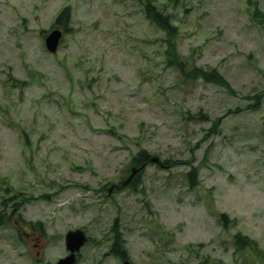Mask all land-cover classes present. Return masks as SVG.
<instances>
[{
    "label": "rangeland",
    "instance_id": "1",
    "mask_svg": "<svg viewBox=\"0 0 264 264\" xmlns=\"http://www.w3.org/2000/svg\"><path fill=\"white\" fill-rule=\"evenodd\" d=\"M150 1L175 18L188 67L227 85L170 68L140 0H0V202L18 193L0 264L53 263L76 228L90 237L78 264H122L114 218L134 264H264L233 238L264 249V0ZM65 5L73 29L50 53ZM140 149L167 163L147 164L135 191L121 182Z\"/></svg>",
    "mask_w": 264,
    "mask_h": 264
},
{
    "label": "trees",
    "instance_id": "2",
    "mask_svg": "<svg viewBox=\"0 0 264 264\" xmlns=\"http://www.w3.org/2000/svg\"><path fill=\"white\" fill-rule=\"evenodd\" d=\"M140 4L144 17L149 21L151 25H153L159 32L163 34V38H162V43H163L162 45H164L163 56L165 63L170 68L171 66L179 68L181 74H183L186 79L200 78L205 82H213V83H220L227 85L226 81L224 80V77L216 68L204 69L202 67H197L195 65L188 67L189 62L187 60V57L181 56L178 52V40L180 35L179 26L175 22L176 20L173 17V15L166 11L164 5H159L155 1H150V0H145L144 2L140 0ZM71 22H72L71 7L69 5H65L60 9V11L55 16L52 27H54V25H57L62 29L63 34L65 35L70 31H72L73 29L71 27ZM46 32L47 31L45 29H40L39 31V33L42 36H44ZM252 98L256 100L255 104H259L260 94H255L252 96ZM198 114L200 119L206 118V116L203 115L202 113H198ZM217 126H218V122L216 120V122L213 124V130H216ZM151 156L152 155L147 150L140 149L135 155H133L132 163L136 167H139L143 164L146 166L147 164L152 163L150 161ZM160 163L164 167L166 166L165 163H167V161L166 160L160 161ZM143 169L144 168L140 169L130 181V186L135 191L139 190V188L142 185L141 175ZM196 177H197V170L195 166L190 165V169L186 174L189 187H194L195 185H197ZM9 189L10 188L7 187L5 189V193H8ZM15 197L16 198L18 197L17 192H15L11 196L2 197V200L0 202V226L4 225L6 223L5 219L11 215V213L10 214L8 213L9 208L16 207L18 205V203L15 201ZM219 220L224 227H227L229 224L233 222V220H231L226 213H220ZM117 222L118 219L114 218L113 223L110 227L112 237H111V243L109 245L108 253L112 254L120 261L128 259L131 262V264H134L130 260L129 251L125 245L126 239L124 238L121 230L119 229ZM30 225L32 229L38 230L40 233L43 234L45 233V228L40 224V222L38 223L30 222ZM233 238L236 249L249 248L252 252H255L256 254L259 252L260 254H264V249H260L257 246V243L254 239L249 238L248 236L243 235L241 233L234 234Z\"/></svg>",
    "mask_w": 264,
    "mask_h": 264
},
{
    "label": "water",
    "instance_id": "3",
    "mask_svg": "<svg viewBox=\"0 0 264 264\" xmlns=\"http://www.w3.org/2000/svg\"><path fill=\"white\" fill-rule=\"evenodd\" d=\"M62 39V30L59 28H54L50 30L44 39L45 48L48 52L54 53L57 50V47ZM150 161L152 163H158L159 160L157 157H151ZM133 167L131 169L128 177L122 182V186L129 183L133 176L142 168ZM88 240L87 236L81 229L68 230L64 235L65 249L68 251V254L59 258L56 262L50 263L45 262L43 264H75L76 262V253L80 250V247ZM122 264H131L129 260H124Z\"/></svg>",
    "mask_w": 264,
    "mask_h": 264
},
{
    "label": "flooded vegetation",
    "instance_id": "4",
    "mask_svg": "<svg viewBox=\"0 0 264 264\" xmlns=\"http://www.w3.org/2000/svg\"><path fill=\"white\" fill-rule=\"evenodd\" d=\"M26 234V236L28 237V238H30V239H33V237H32V234H33V232H26L25 233ZM87 235V234H86ZM68 252H66L64 255H66ZM37 254H39V251H37ZM79 254H80V252L77 254V259L79 260Z\"/></svg>",
    "mask_w": 264,
    "mask_h": 264
}]
</instances>
